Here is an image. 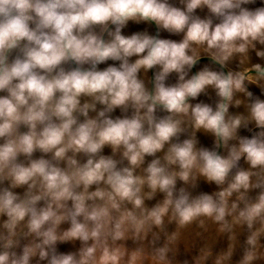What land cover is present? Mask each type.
<instances>
[{
  "label": "clouds",
  "instance_id": "obj_1",
  "mask_svg": "<svg viewBox=\"0 0 264 264\" xmlns=\"http://www.w3.org/2000/svg\"><path fill=\"white\" fill-rule=\"evenodd\" d=\"M0 264H264V0H0Z\"/></svg>",
  "mask_w": 264,
  "mask_h": 264
},
{
  "label": "rangeland",
  "instance_id": "obj_2",
  "mask_svg": "<svg viewBox=\"0 0 264 264\" xmlns=\"http://www.w3.org/2000/svg\"><path fill=\"white\" fill-rule=\"evenodd\" d=\"M209 237L211 238H215V232H211L210 234H208ZM196 237H195V233L194 232H187V233H184V237H183V240L185 243H191L193 240H195ZM224 242V241H223ZM195 254V251H193V255ZM185 258H188V259H191L190 256H187L185 253H184V249H183V246H181V249H180V255L178 257V259L180 260H183Z\"/></svg>",
  "mask_w": 264,
  "mask_h": 264
},
{
  "label": "crops",
  "instance_id": "obj_3",
  "mask_svg": "<svg viewBox=\"0 0 264 264\" xmlns=\"http://www.w3.org/2000/svg\"><path fill=\"white\" fill-rule=\"evenodd\" d=\"M220 247H226V241H224V242H221V244H220V245H218V248H217V250H218Z\"/></svg>",
  "mask_w": 264,
  "mask_h": 264
}]
</instances>
